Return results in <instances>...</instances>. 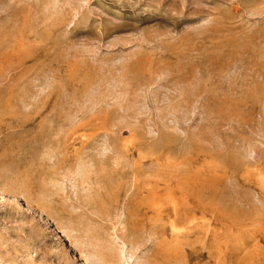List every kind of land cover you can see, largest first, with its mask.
<instances>
[{
	"label": "rangeland",
	"instance_id": "rangeland-1",
	"mask_svg": "<svg viewBox=\"0 0 264 264\" xmlns=\"http://www.w3.org/2000/svg\"><path fill=\"white\" fill-rule=\"evenodd\" d=\"M84 258L264 264V0H0V264Z\"/></svg>",
	"mask_w": 264,
	"mask_h": 264
},
{
	"label": "bare ground",
	"instance_id": "bare-ground-1",
	"mask_svg": "<svg viewBox=\"0 0 264 264\" xmlns=\"http://www.w3.org/2000/svg\"><path fill=\"white\" fill-rule=\"evenodd\" d=\"M142 206H144L143 208L144 210H149L151 212L158 214L161 217L160 219H162L163 221L167 219L166 223L169 224L170 227L169 226L168 227L171 228V231L173 232L175 239L179 235V233H181L180 220L182 217V208L180 207L178 200L174 198L173 199L170 198V201L168 203L166 202V195L162 192V190H156L149 193L148 197L142 203ZM27 209L29 210V208ZM162 230L166 232V227L164 226ZM77 259H78L77 256H74V260L76 261ZM83 262L84 264H86L87 258L86 259L84 258Z\"/></svg>",
	"mask_w": 264,
	"mask_h": 264
}]
</instances>
